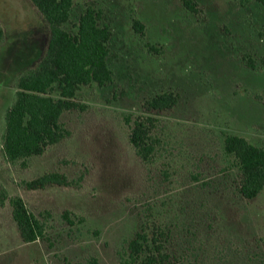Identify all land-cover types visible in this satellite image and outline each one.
<instances>
[{"label": "rangeland", "instance_id": "374dc122", "mask_svg": "<svg viewBox=\"0 0 264 264\" xmlns=\"http://www.w3.org/2000/svg\"><path fill=\"white\" fill-rule=\"evenodd\" d=\"M190 1L194 13L181 0H75L64 29L73 32L89 6L101 11L113 81L80 89L74 101L83 110L60 118L68 137L10 163L2 150L5 112L19 76L45 55L49 28L31 0H0V264H119L142 229L161 231L174 264H264V189L243 199L236 163L223 150L227 135L264 149V3ZM162 93L175 95L176 105L147 111L146 102ZM137 116L154 119L147 164L128 141L126 120ZM51 172L72 186H21ZM14 197L45 223V239L21 241Z\"/></svg>", "mask_w": 264, "mask_h": 264}, {"label": "trees", "instance_id": "16d2710c", "mask_svg": "<svg viewBox=\"0 0 264 264\" xmlns=\"http://www.w3.org/2000/svg\"><path fill=\"white\" fill-rule=\"evenodd\" d=\"M74 1L31 0L49 28V40L45 55L37 66L17 79L15 101L5 112L2 150L10 163H24L31 157L41 156L48 147L68 137L69 131L60 118L66 111L83 110L74 101L80 89L91 85L103 88L113 81V72L107 62L111 31L100 23L101 11L89 6L73 24V32L64 29L71 21ZM181 1L187 11L195 12L190 0ZM257 1L264 3V0ZM132 26L137 33L144 29L136 19ZM3 41L4 30L0 24V48ZM259 64L264 67V56L259 59ZM246 66L256 70L257 63L249 59ZM176 103L175 95L162 93L148 100L145 106L147 111H164ZM126 122L130 125L128 141L136 156L143 163H149L155 149L154 119L137 116L132 122L127 118ZM223 150L236 163L238 194L245 200L256 198L264 189V149L242 137L227 135ZM21 186L34 191L72 184L64 174L51 172L23 181ZM5 200V192L0 189V207ZM9 205L12 221L23 243L45 239V223L28 210L20 197L11 198ZM42 216L46 219L50 214L45 212ZM70 216L67 211L62 214L63 220L72 224ZM90 264H97V261L92 260ZM119 264H174V261L163 244L161 231L151 229L148 234L142 229L127 243Z\"/></svg>", "mask_w": 264, "mask_h": 264}]
</instances>
